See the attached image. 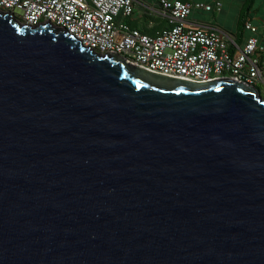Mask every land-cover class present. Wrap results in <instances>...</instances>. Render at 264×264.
I'll return each instance as SVG.
<instances>
[{
	"label": "water",
	"instance_id": "1",
	"mask_svg": "<svg viewBox=\"0 0 264 264\" xmlns=\"http://www.w3.org/2000/svg\"><path fill=\"white\" fill-rule=\"evenodd\" d=\"M0 264H264V97L0 10Z\"/></svg>",
	"mask_w": 264,
	"mask_h": 264
},
{
	"label": "built area",
	"instance_id": "2",
	"mask_svg": "<svg viewBox=\"0 0 264 264\" xmlns=\"http://www.w3.org/2000/svg\"><path fill=\"white\" fill-rule=\"evenodd\" d=\"M221 8V2L162 0L155 13L166 18L168 27L152 35L127 21L135 12V0H0V10L13 13L21 24H51L86 48L140 69L199 84L233 79L264 96V45L258 26L246 22L250 36L244 44L218 28L187 26L194 10Z\"/></svg>",
	"mask_w": 264,
	"mask_h": 264
},
{
	"label": "crops",
	"instance_id": "3",
	"mask_svg": "<svg viewBox=\"0 0 264 264\" xmlns=\"http://www.w3.org/2000/svg\"><path fill=\"white\" fill-rule=\"evenodd\" d=\"M161 1L162 0H135V12L133 16L127 20L128 23L133 28L140 29L152 35L159 31H163L168 27L167 20L165 17L155 13V9L159 8ZM193 1L202 2L209 5H213L216 2H221L222 8L220 11L214 9L211 12H207L205 10H194L188 18L187 26L194 28H218L237 37V26L244 0H237L238 2H240V10H237L236 17H233V22L231 24H227L223 21L224 17L229 13V8L226 5V0ZM248 20H251L256 26L259 27L260 41L264 45V31L262 28L264 23V0H260L259 4H257L255 1L254 10L251 12ZM150 23H152V25H150ZM248 36H250V32L245 31L242 40L239 41L238 37L237 40L238 42H240V44H244Z\"/></svg>",
	"mask_w": 264,
	"mask_h": 264
},
{
	"label": "trees",
	"instance_id": "4",
	"mask_svg": "<svg viewBox=\"0 0 264 264\" xmlns=\"http://www.w3.org/2000/svg\"><path fill=\"white\" fill-rule=\"evenodd\" d=\"M255 0H244L243 6L240 11L238 26H237V37L239 41L242 40L244 32L246 31L245 25L249 19L251 12L254 10ZM240 44V42H239Z\"/></svg>",
	"mask_w": 264,
	"mask_h": 264
},
{
	"label": "rangeland",
	"instance_id": "5",
	"mask_svg": "<svg viewBox=\"0 0 264 264\" xmlns=\"http://www.w3.org/2000/svg\"><path fill=\"white\" fill-rule=\"evenodd\" d=\"M257 4L260 3V0H255ZM240 2L237 0H226V5L229 8V13L224 17L223 21L227 24H231L233 22V17H236L237 10H240L239 6ZM264 97V96H263Z\"/></svg>",
	"mask_w": 264,
	"mask_h": 264
}]
</instances>
